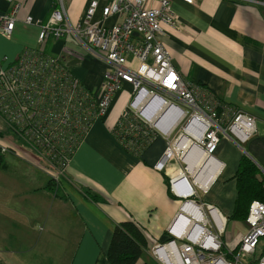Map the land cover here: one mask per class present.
I'll list each match as a JSON object with an SVG mask.
<instances>
[{"label": "crops", "instance_id": "1", "mask_svg": "<svg viewBox=\"0 0 264 264\" xmlns=\"http://www.w3.org/2000/svg\"><path fill=\"white\" fill-rule=\"evenodd\" d=\"M14 1L20 8L11 37L0 34V58H7L2 65L25 47L59 56L68 51L69 60L80 59L71 68L73 73L83 86L96 92L105 71L101 60L75 49L78 45L72 38L38 42L39 23L47 20L53 0ZM169 1L179 29L163 25L160 40L176 69L221 104L255 118V132L245 141L235 143L220 136L213 154L216 171L211 173L212 164L205 170L210 186L204 198L197 197L227 218L222 240L232 250L246 232L244 221L229 219L240 158L248 156L259 167L258 176L264 177V4L261 0ZM88 3L63 0L70 23L81 19ZM8 7L0 1L1 9ZM96 14L99 17L100 6ZM27 16L37 22L25 23ZM115 18L109 17L106 24ZM123 92L114 94L105 117L92 122L57 179H53L56 172L31 153L18 149L0 156V194H10L0 199V264H42L51 256L48 264H107L112 230L129 219L139 222L147 236L145 253L134 264H161L150 250L170 237L167 228L183 201L173 198L167 181L184 164L171 159L164 169L155 168L167 147L163 136L155 137L140 158L122 148L112 130L130 99ZM0 132L3 138L9 132L1 117ZM193 154H197L194 149Z\"/></svg>", "mask_w": 264, "mask_h": 264}, {"label": "built area", "instance_id": "2", "mask_svg": "<svg viewBox=\"0 0 264 264\" xmlns=\"http://www.w3.org/2000/svg\"><path fill=\"white\" fill-rule=\"evenodd\" d=\"M0 1L9 6L0 8V34L10 38L20 3ZM183 1L194 3V0ZM57 2V8L49 13L47 20L39 23L38 42L72 38L83 53L101 60L105 71L99 89L93 92L83 86L65 55L25 47L5 66L2 63L7 58H0V117L6 126L20 129L16 136L36 152L46 168L56 172L53 179H57L68 163L69 153L74 152L77 138L84 137L93 121L106 116L114 94L129 84L130 99L119 118L129 117L126 126L133 129L132 115L156 137L163 136L168 141L156 169H164L171 159L184 164L169 178L168 186L176 198L185 200L167 228L169 239L152 246V257L161 264H248L241 255L254 254L264 237V202H250L243 220L246 232L236 241L237 252L227 256L231 249H226L222 240L227 218L215 206L194 199L198 197L196 188L200 187L189 172L187 158L193 146L216 163L213 154L220 136L235 143L245 141L255 132V118L221 104L210 91L184 79L176 69L160 40L163 25L179 29L170 1L89 0L75 24L68 20L63 0ZM99 6V17L93 20ZM111 16L116 17L115 21L107 25L106 20ZM34 22L37 21L31 16L25 18V23ZM165 124L170 125L169 130L161 127ZM5 139L0 137V156L19 149L12 142L13 147H9ZM209 186L200 190L206 192ZM184 190L189 192L187 196ZM187 201L203 213L208 211L200 222L199 239L190 236L198 225L183 211ZM214 212L217 218H224L222 223L214 217ZM181 214H187L183 229L188 235L175 233L180 230L177 224ZM255 264H264V254Z\"/></svg>", "mask_w": 264, "mask_h": 264}, {"label": "trees", "instance_id": "3", "mask_svg": "<svg viewBox=\"0 0 264 264\" xmlns=\"http://www.w3.org/2000/svg\"><path fill=\"white\" fill-rule=\"evenodd\" d=\"M57 6V0H53L49 13L56 9ZM131 118L135 128L127 129L126 124L130 120L129 117L126 120L123 119L124 121L119 118L114 125L112 133L126 152L140 158L143 151L156 136L149 127L140 125L134 120L132 115ZM0 135L4 136L1 132ZM82 136L77 138V143L73 145L72 150H75L79 145ZM5 143L9 147H13L10 142L5 141ZM71 153L69 155H72ZM259 171L260 169L257 164L248 156L243 155L240 158L234 175L236 197L229 219L243 221L247 216L248 208L252 200L264 202V177L258 176ZM51 181L48 182L47 186ZM172 196L177 199L174 195ZM146 248V232L139 222L133 219L119 222L112 230L106 253L107 264H134L145 253ZM237 249L238 247L235 246L230 253H227V256L235 254Z\"/></svg>", "mask_w": 264, "mask_h": 264}, {"label": "bare ground", "instance_id": "4", "mask_svg": "<svg viewBox=\"0 0 264 264\" xmlns=\"http://www.w3.org/2000/svg\"><path fill=\"white\" fill-rule=\"evenodd\" d=\"M161 126V125H160ZM164 130H169L170 129V125L169 124H165V125H162L161 126ZM8 131L11 132L13 135H17L18 132H20V129L19 128H15V127H8ZM1 138H3L4 136L0 135ZM195 150L197 151V154H193V156L191 157L190 154L192 153V150ZM188 163L189 161L191 162H194L196 167H197V170H193V166L194 164H190L189 166V172L191 173L192 177L194 178L195 180V183L200 187V188H207L208 187V177L205 178V170L206 169H209L210 167V170L212 169L211 173L215 172L216 171V165H215V162L213 161V159L209 158L207 155H204L200 149L198 147H193L191 146L188 150ZM204 165L203 167V170H200L201 166ZM192 166V171L190 170V167ZM210 173V174H211ZM216 174V173H214ZM205 183V184H204ZM211 184V183H210ZM189 204L188 208L185 209V205ZM183 208V211L185 213H188L190 215V217L193 218V224H197L198 225V228L190 235L191 237L193 238H198L201 236L200 232L202 231L201 227H202V224H200L201 221H203V216H204V213L202 211V209L196 207L194 205L193 202L191 201H187L183 204L182 206ZM214 217L219 221V222H223L224 221V218L221 217V218H217V214L215 215V212L213 213ZM186 216L187 214L183 215L181 214L180 216V221L178 222L177 226H179V231L178 230H175V233L182 236V235H188V232L186 231V229L184 230L183 227H184V224L187 219H186ZM182 225V227H181ZM242 236V235H240ZM239 236V237H240ZM207 238H204V241H208L206 240ZM235 246L238 247V245L236 244L235 242Z\"/></svg>", "mask_w": 264, "mask_h": 264}, {"label": "rangeland", "instance_id": "5", "mask_svg": "<svg viewBox=\"0 0 264 264\" xmlns=\"http://www.w3.org/2000/svg\"><path fill=\"white\" fill-rule=\"evenodd\" d=\"M98 19L97 17V14L93 17V20H96ZM70 43V42H69ZM74 47V46H73ZM75 49H77L78 51H81L80 47L79 46H75L74 47ZM65 56H68V52H64L63 53ZM79 64H76V65H73L71 66L72 69H75ZM75 74V73H74ZM76 75V74H75ZM100 86V85H99ZM99 88V87H98ZM123 93L125 96L130 97V93L132 92V89L131 87H127L125 88V86L123 87ZM5 137H6V141L7 142H12L14 145H16L20 151H23V152H28V153H31L33 154L34 156H36V152L28 145L26 144L22 139L18 138L17 136L13 135L11 132H6L5 133ZM36 154V155H35ZM43 164L45 165V163L43 162ZM264 175V173H263ZM191 178V176H190ZM52 180V179H51ZM168 182H169V179H168ZM197 189V193H198V198L201 199V198H204L203 196L205 195V193L202 192V190H200V188H196ZM7 196L9 197L10 194L9 193H3V194H0V199H5L4 196ZM34 196H27L25 199H33ZM187 199H190V198H187ZM195 200H198L197 198H194ZM47 200V199H46ZM183 201L185 199H182ZM180 200V201H182ZM204 213L206 214V216L208 215V211L207 210H204ZM212 231L215 232V228L213 227L212 228ZM227 235V234H226ZM225 235V238L228 239V237ZM178 243L180 242V240H176ZM225 248L227 249L226 247V244H225ZM264 252V237H262L260 239V244L258 245L256 251L254 254H243L241 255V259L242 261H244L245 263H248V264H255V262L257 261V259L263 254ZM51 258L53 259V257L51 256ZM51 258H48V257H45L44 258V263L42 264H48L49 261H51Z\"/></svg>", "mask_w": 264, "mask_h": 264}, {"label": "water", "instance_id": "6", "mask_svg": "<svg viewBox=\"0 0 264 264\" xmlns=\"http://www.w3.org/2000/svg\"><path fill=\"white\" fill-rule=\"evenodd\" d=\"M134 34H136V33H134ZM79 62H80V59H78V58L70 59V60L68 61V65L73 66V65L78 64Z\"/></svg>", "mask_w": 264, "mask_h": 264}]
</instances>
